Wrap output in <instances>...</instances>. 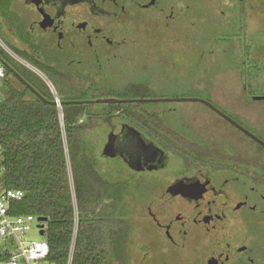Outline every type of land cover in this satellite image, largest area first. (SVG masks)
I'll list each match as a JSON object with an SVG mask.
<instances>
[{"label":"rangeland","instance_id":"374dc122","mask_svg":"<svg viewBox=\"0 0 264 264\" xmlns=\"http://www.w3.org/2000/svg\"><path fill=\"white\" fill-rule=\"evenodd\" d=\"M24 1L12 0L10 9L25 21L27 34L45 42L42 44L49 57L58 58L59 61L68 64L71 61L69 67L73 66L77 71L83 73L87 71L90 75L100 76L102 93H98L99 98L108 94L115 97L117 94L147 93L154 95V98L170 99L171 101L149 103L144 109L147 107L148 112H154V115H151L153 121L164 120L168 123L172 121L170 125L176 132H179L178 125L185 121L197 132L201 141L213 146H228L235 151L238 160L248 164L245 167L239 164L241 166L225 168V165H219L217 168L205 169L204 171L220 172L212 174L216 192L207 195L201 204L197 203L199 205L196 203L188 205L177 198H167V195H164V202H157V197L163 192L162 185L158 184L152 191L149 189L150 193L145 190L140 194V191L146 189L148 182L136 190L135 185L132 186L133 183L129 185V180L128 183L126 179L124 180L125 175L126 177L130 175L133 181L139 174H129L134 172L128 171L123 163L102 162L100 153L105 128L100 121H91L88 132L91 141L98 148L97 161L100 171L102 168L110 169L111 171H103L108 176L105 179L113 182L124 180L130 190L122 197L132 228L128 245L131 256L129 264L188 262L242 264L240 255L248 248H252L253 251L250 253L252 255L250 260L257 264L262 262L260 260H264V150L203 103L174 99L206 100L240 122L243 128L263 137L264 140V0H244L242 10H238L235 0L234 5L225 11V18L221 20L213 15L212 0H186L188 9L185 13L181 10L184 0H155L148 13L150 16L140 15L139 20H136L138 12L133 10L134 7L128 0L129 4H125V8L116 19L110 17L102 21L100 19L93 21L94 26L98 28L97 35L102 32V40L105 34L108 39L117 41L109 45L110 48L103 49L104 43L102 48L98 47L100 50L103 49L100 70L93 54L85 55L82 52L76 54L69 49L67 52L57 49L54 51L51 47L54 36L45 35L43 34L45 30L41 28L34 30L29 25L36 15L32 7ZM104 5L109 7V2L106 0ZM168 13L176 15V22L165 26ZM148 17L149 26H140L141 22L146 24ZM58 36L60 41L62 39L63 42H69V45L73 42V46L83 47L82 49L87 47V52L93 53L92 45L95 44L94 42L88 44L87 40L91 42L100 39V36L94 35L87 40L73 39L70 36L62 38L61 33ZM9 42L21 49H27L25 43L15 36L10 37L9 32L0 25V45L6 46ZM16 59L24 71L34 73L46 85L51 84L50 86L55 89L50 76L26 60L18 57ZM252 65H257L262 71V75L256 80L263 85V89L256 95L246 94L243 89L246 72L253 74ZM242 70L245 74H242ZM135 80L138 81L136 85ZM109 88V93H106L105 89ZM141 107L138 106L136 109L140 111ZM57 108L62 120L61 108ZM91 109L95 111L97 107L92 106ZM150 126L156 127L157 124L150 122ZM180 130L183 131V128ZM171 134H174V131ZM162 171L171 173L170 171L197 170L189 169L181 159L170 156L166 168ZM251 176L257 180L262 179L261 182H257L258 186L250 182ZM166 180L162 175L157 182L167 185ZM72 200L76 207L73 191ZM210 201H215L212 208L215 209L216 206L218 215L226 216L218 223V228H205L197 223L188 222L180 227L181 231L178 232L180 220L189 221L191 217L207 212L205 204ZM205 216L209 217L208 214ZM249 222H260L258 234L255 230L249 231ZM164 225L171 228L167 235L164 233ZM35 228L36 224H33L31 230L27 232V239H40ZM184 230L186 232H183ZM140 252L145 253L143 255L145 261L143 257L141 258ZM218 257L222 262L217 261Z\"/></svg>","mask_w":264,"mask_h":264},{"label":"trees","instance_id":"16d2710c","mask_svg":"<svg viewBox=\"0 0 264 264\" xmlns=\"http://www.w3.org/2000/svg\"><path fill=\"white\" fill-rule=\"evenodd\" d=\"M11 2L12 0H0V25L9 32L10 37L15 36L25 43L27 49H21L10 42L6 45L20 58L38 67L45 75L53 79L56 93L62 102L61 120L56 105L45 101L54 99L50 90L46 88V84L34 73L24 71L16 60L7 56L0 48V54L6 64L14 70H6L0 85L2 179L8 188L24 192L23 198L13 203L12 213L45 217L43 236L49 247L47 263L66 264L74 218L73 191L78 229L71 264H129L131 256L128 245L132 228L127 216V207L122 198L126 191L128 193L130 191L126 187V182L129 180V185L133 183L132 186L135 185L136 190L141 187L140 185L148 182V186L140 191V194L151 188L154 182L150 183L149 175L142 173L133 178V181L130 175L124 176L126 182L105 179L108 176L100 171L97 161L98 148L89 137L88 122H80L85 114L102 115L103 103L93 102L94 105L88 106L97 107V109L93 111L91 107L87 111V108L83 109L85 106L74 102L80 98L95 100L100 95L96 94L93 84L86 94L72 90V84L70 85L68 78L57 73L59 69L55 65L62 68V63L46 54L43 40L40 42L27 34L25 21L11 11ZM251 70L252 75L249 71L246 72L243 89L246 94L256 95L261 91L260 89H263V85L256 80L259 75H262V71L257 65H252ZM242 74H245V71L243 73L242 70ZM137 82L135 80V85ZM134 96L135 98H154V95L147 93L117 94L115 97L134 98ZM126 103L125 110L142 106L140 108L142 114L138 111L139 117L151 119V114L146 110L148 108L144 109V106L154 102ZM142 103L145 104L142 105ZM105 106L116 108L117 105L108 103ZM186 125L188 123L186 124L185 121L178 125V135L171 134L170 131L168 136L165 135V140L169 141L165 144V148H169L172 151L171 156L173 154L177 156L189 169L205 170L206 168L207 170V168H217L219 165H225V168L241 166L239 164H243V167L248 165L237 159L232 148L208 145L196 134L187 131ZM181 128L183 131L180 130ZM186 135L190 140H183L187 137ZM257 137L263 140V137L259 135ZM174 139L181 141L178 151L176 146L179 143H175L177 141ZM256 144L264 150L261 145ZM231 154L233 159L229 157ZM137 177H140V185L137 183ZM155 183L158 182L155 180ZM248 228H250L249 231L255 230L258 234L260 222H249ZM247 250L250 253L253 252L252 248ZM140 255L142 258L145 253L140 252ZM144 258L143 261H145ZM8 260L7 249L0 245V264H6ZM260 261L262 262L259 264H264V260Z\"/></svg>","mask_w":264,"mask_h":264},{"label":"flooded vegetation","instance_id":"af4514ba","mask_svg":"<svg viewBox=\"0 0 264 264\" xmlns=\"http://www.w3.org/2000/svg\"><path fill=\"white\" fill-rule=\"evenodd\" d=\"M98 1L99 0H25L24 2L25 4L27 3L30 7H32L36 15L34 19L31 20L29 25L33 29L41 28L45 30L43 32V34L45 35L54 36V40L56 41L53 44V41H54L53 40L52 45H51L54 51H56L57 49V50H62V51L66 50L67 52V49H69V50H73L76 54H81V52L84 53L85 55L93 54L95 63L98 69L100 70L101 64H102L100 61V57H102V50L104 49V47L110 48L109 45L117 41L108 39L107 35L105 34L102 40V32L97 35L96 31L98 28L94 26L93 21L97 19H100V21H102L110 17L116 19L119 16V14L122 12V10L125 8V4L128 5L129 3H128V0H107L109 2V7H107L106 5H104V2L106 0H101L100 3ZM130 1L132 3V6L134 7L133 10H137L138 12V14L136 15V20H139L140 15L150 16V14L148 13L151 11L152 6L155 3V0H152L154 2H151V0H130ZM243 1L244 0H236L237 5H238V10L243 9L242 8ZM183 2H184V4L182 5L183 7L181 6L180 7H181V10L182 11L184 10V13H185L188 8L186 7V0H184ZM234 2L235 0H212L211 4L213 8L214 17L218 20L225 18L226 16L225 11H227L231 7L232 4L234 5ZM175 17L176 15H174V13H168L167 18L169 20L167 19L165 26H168L176 22ZM149 18L150 17L147 18L146 24L141 22L140 26L145 25L148 27L150 23ZM43 20H45L46 22H50V24H48L45 28L41 27ZM217 22L220 23V21H217ZM60 33L62 34L61 36L62 38L64 36H70L73 39H76V38L85 39L86 38L87 40V38L94 35L97 37L100 36V39H97L91 42L87 40L88 44H91L93 42H94L93 44H95V45H92L94 46L93 48L94 53H93V52H87V49H86L87 47L85 49H82L83 47L81 48L80 46H76V47L75 45L73 46L72 45L74 44L73 42H71V45H69V42H63L62 39H61L62 41L61 42L60 37L58 36ZM103 43L105 45L103 46V49L101 50L98 49V47L100 46L102 48ZM57 60H60V59L57 58ZM60 63H62V66H61L62 68H60L59 65H55V67L59 69L58 70L59 72L57 73L59 75L61 74L62 77L66 76L68 78V82L70 83V85L72 84V90L82 91V93L86 94L89 92L88 90H90L91 84H93L94 85L93 88H95L96 94L99 95L98 93H102V78H100V76L98 77L95 75H90L87 73V71L85 73H83L82 71H77L73 68V66L69 67L71 65V61H70V64L66 62H62V61H60ZM50 85L48 84L45 86L46 88H48V90H50L54 99L53 100L44 99V100L49 103H51L52 101L61 102L58 98L56 90L53 89L52 86ZM84 90L86 92H84ZM105 91L106 93H109L110 88L105 89ZM102 98H115L119 100L136 99V98L113 97L109 94L103 96ZM93 100L94 99L80 98V99H76L74 102L82 106H85L83 109L87 108V111H89V109L92 106H88V105H91V104L94 105V103L92 102ZM126 102L127 101L111 102V104L115 103V105H117L116 108L111 107V106H105L108 103H103L102 104L103 106L102 115H94L92 113H89L88 115L85 114L84 116H82L80 120V122H83V123L88 122V125H90V122L94 120L100 121L102 123V126L105 128L102 149H104V145L108 141V136L110 134L115 136L114 151H113L115 154L113 156L102 154V162L108 163L111 161H115L119 164L123 163L127 167L128 171H133L139 175H141V173L145 175L146 174L151 175L149 176L150 177L149 182L150 183L154 182V183L151 184L152 186L151 188H149L151 189L150 191H152L154 187H158V184L162 185L163 195L161 194V196L157 197L156 199L157 202L158 201L164 202L165 201L164 195H167V198L174 197L175 199L177 198L179 201H184L188 205H192L194 203L201 204L200 202H203L204 198L207 195L209 194L213 195L216 192V190H215V183L213 181L212 174L220 172V171H204L201 169L197 171H170L171 173H166L167 171H162L166 168L169 157L172 155V151L167 147L165 148L166 146L165 144L169 143L168 140H165V135L168 136L169 131L171 133L174 131V133L177 135H178V132H176L173 127H171L170 123H172V121H170V123L165 122L164 120H160L156 122V121H153L152 119H143L144 116L139 117L138 110L136 109L138 106L134 108L132 107L131 110H125V107H126L125 105L127 104ZM56 107L61 108V105H56ZM214 113L217 116H219L216 112ZM149 114L154 115L153 112H149ZM219 117L225 122H227L229 125H231L228 121L223 119L221 116ZM147 120H149L147 123L148 125H146ZM150 122H155L157 126L156 127L150 126ZM231 126L234 127L233 125ZM186 127L188 128L187 131H189L190 133H194V134L197 133L194 129H192L190 125H186ZM234 128L238 130L243 136H246L247 138L252 140L251 137H249L248 135H246L245 133H243L236 127ZM138 135L141 136L145 144H149V146L153 148L154 150L153 152H145V153L140 152L142 154H139V153H134L130 150L132 148L128 146L127 144L128 140L135 139L138 137ZM183 140L186 141L190 139L187 136ZM174 141H177L175 143H179L177 145L178 147L176 146V149L178 151L181 145V141L177 139H174ZM171 143L173 142L171 141ZM134 154H135V158L136 156L140 158V159L134 160V161H137L140 164V166H134V165L131 166V163L133 162H130L128 157H133ZM173 156L175 157L174 154ZM231 156L232 154L229 157L233 159ZM102 171H111V170L102 168ZM162 175H163V178L167 179L166 180L167 185H164V183H161V182L157 184L155 183V180L160 181V176ZM139 178L140 177H137L138 180L137 179L136 180H137V183L140 185ZM189 178H198L199 182H204L205 180H207L208 182H207V185H205L206 186L205 188L201 189L200 186L199 188H195L194 191L201 189L199 193L193 192V190L190 189L191 187H187V186H182L181 189L177 191L175 190V186L173 185L175 182L180 181V180H182L183 182H186V180H188ZM251 178H252V181L250 182H253L256 186H258L257 182L262 181V179L257 180L256 177L254 178L253 176H251ZM148 190L147 192H149ZM171 191H173L174 194H172ZM154 200H155V196L153 195L152 201ZM213 203L215 204V201H210L209 203L206 202L205 206L207 207V212L197 214L196 216L191 217L189 221L180 220L178 223L179 224L178 232L181 231L180 227L184 226L188 222L197 223L199 225H202L205 228L207 227L218 228L217 226L218 223L223 221L226 216L218 215L216 211V206H215V209L212 208ZM216 203H219V202L216 201ZM206 214H208L209 217L205 216ZM247 222L248 221H245V223ZM163 228H164L165 235H167L168 232L170 233L171 228L169 225H166V226L164 225ZM183 232H186V230H184ZM240 258L243 260L242 264H254V261L252 259L250 260V252H248V250L244 251V253L240 255ZM217 261H219V263L222 262L219 257Z\"/></svg>","mask_w":264,"mask_h":264},{"label":"built area","instance_id":"2783aa9c","mask_svg":"<svg viewBox=\"0 0 264 264\" xmlns=\"http://www.w3.org/2000/svg\"><path fill=\"white\" fill-rule=\"evenodd\" d=\"M3 53L13 58L18 57L7 45L1 46ZM18 60V59H16ZM9 66L0 54V85ZM2 167L0 166V241L9 253L6 264H48L47 257L49 247L43 235L39 234L40 228L37 217L33 214H13V203L21 200L24 192L19 189L8 188L2 179ZM74 218L72 226L71 241L66 264H71L78 229L77 208L73 204ZM36 224L38 240L27 239V232ZM44 229V227H43Z\"/></svg>","mask_w":264,"mask_h":264},{"label":"water","instance_id":"95a60500","mask_svg":"<svg viewBox=\"0 0 264 264\" xmlns=\"http://www.w3.org/2000/svg\"><path fill=\"white\" fill-rule=\"evenodd\" d=\"M48 24H50V22H46L45 20H43L42 25L41 26H47ZM9 70H12L9 67ZM17 75V74H16ZM18 76V75H17ZM30 88V86H29ZM2 98V95L0 94V99ZM175 101H199L201 103H203L206 107H208L210 110L216 112L219 116H221L223 119H225L226 121H228L231 125H233L234 127H236L237 129H239L240 131H242L243 133H245L246 135H248L249 137L252 138V140H254L256 143H258L259 145H261L264 148V141L259 139L257 136H255L254 134H252L251 132H249L248 130H246L245 128H243L238 122H236L234 119H232L231 117H229L228 115H226L225 113H223L221 110H219L215 105H213L212 103L206 101V100H200V99H195V98H181V99H174ZM164 102V101H171L170 99H163V98H136V99H128V100H119V99H115V98H98L93 100L92 102L95 103H111V102ZM52 104H56V105H61L62 102H57V101H52ZM135 135V134H134ZM114 135H109L108 136V141L106 142V144L104 145V150H103V154L104 155H109V156H113L115 153L114 151ZM128 146L131 147L132 149H130L132 152L134 153H145V152H153V148H151L149 146V144H145L143 139L141 138L140 135H138L137 138L132 139V140H128L127 142ZM152 146V144H151ZM142 152V153H140ZM131 163V166H140V164L137 161H134L135 159H140L138 156H136L135 158V154L133 157H128ZM207 180H205L204 182H199L198 178H189L188 180H186V182H183L182 180L175 182L173 185L175 186V190H179L181 189L182 186H187V187H191L190 189L193 190V192H198L202 189L205 188L207 185ZM200 186V190L194 191L195 188H199ZM202 186V187H201ZM46 220L45 217H37V221L41 222L38 224V227L40 228L39 230V234L43 235L44 234V225L43 222Z\"/></svg>","mask_w":264,"mask_h":264}]
</instances>
